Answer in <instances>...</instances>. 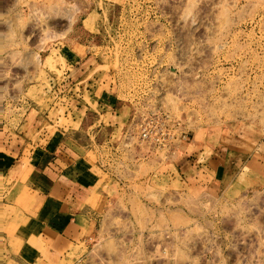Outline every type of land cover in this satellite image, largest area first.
<instances>
[{
    "label": "rangeland",
    "instance_id": "1",
    "mask_svg": "<svg viewBox=\"0 0 264 264\" xmlns=\"http://www.w3.org/2000/svg\"><path fill=\"white\" fill-rule=\"evenodd\" d=\"M155 112L181 144L140 140ZM54 139L104 193L68 240ZM0 264H264V0H0Z\"/></svg>",
    "mask_w": 264,
    "mask_h": 264
},
{
    "label": "crops",
    "instance_id": "2",
    "mask_svg": "<svg viewBox=\"0 0 264 264\" xmlns=\"http://www.w3.org/2000/svg\"><path fill=\"white\" fill-rule=\"evenodd\" d=\"M70 65H73L74 69L79 70L75 77L76 80L74 84H76L80 81L84 74L85 62L81 60H71ZM64 78H71V80H74L70 71ZM55 140L56 139L50 141L46 146L42 147L44 150L42 157H46L47 161L43 165V168H40V172L42 174L40 181H42L46 186L43 184H36L34 187L46 193L43 194L45 199L43 200L42 205L44 204L45 207L42 219L44 216H49L47 217V220L43 219L40 223L42 222L44 225L50 224L49 230H57V232L54 233H57V238L60 237L63 240H68L75 238V236L80 233L82 230L83 220L90 218L92 214L96 213L93 209V204H90V202L87 201L92 196V193H94L95 197H97V201L99 197L104 196V193L101 191V188L99 189L94 187V182L88 180L85 176L84 170L76 167L77 161L75 158L71 159L69 155V152L74 151L69 147H66L64 144H54ZM57 143H59V141ZM18 148L21 149V147ZM257 150L258 146H256V154H258ZM22 152L23 149L22 151L19 150L20 155ZM12 153L15 154L14 151H12ZM52 153L56 154L57 158H51ZM229 153L231 157H234V154L237 157L242 156L240 153H234L232 150H230ZM17 155L18 154L13 157L16 159L18 157ZM248 156L249 155H246V157ZM22 157L23 155L19 156L18 159ZM76 157L79 158L78 155H76ZM254 157L255 153H250L249 159L246 160V167H254V164L249 166L252 161H254ZM239 166L240 164H238V168ZM237 171L238 170H236V173ZM56 186L57 198H54L51 196V193L56 190ZM55 206L57 207V211L50 212L49 207L53 210L52 207Z\"/></svg>",
    "mask_w": 264,
    "mask_h": 264
},
{
    "label": "built area",
    "instance_id": "3",
    "mask_svg": "<svg viewBox=\"0 0 264 264\" xmlns=\"http://www.w3.org/2000/svg\"><path fill=\"white\" fill-rule=\"evenodd\" d=\"M139 138L157 148H171L186 139V132L180 125L170 119L166 113H150L142 117L138 123Z\"/></svg>",
    "mask_w": 264,
    "mask_h": 264
}]
</instances>
